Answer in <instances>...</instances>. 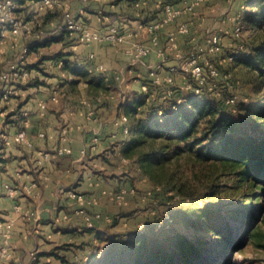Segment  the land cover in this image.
I'll return each mask as SVG.
<instances>
[{
  "label": "crops",
  "instance_id": "1",
  "mask_svg": "<svg viewBox=\"0 0 264 264\" xmlns=\"http://www.w3.org/2000/svg\"><path fill=\"white\" fill-rule=\"evenodd\" d=\"M68 1L74 13L93 28L119 24L129 34L128 41L121 45L85 44L75 32H68L63 40L40 46V54L49 56L42 63L44 71L53 75L35 69L34 78L15 91L8 113L0 114L8 135L0 134V264H66L43 252L70 244L59 249L60 254L70 258L77 251L76 246L93 241L111 219L119 216V206L104 191L129 187L125 176L115 174L119 167H115L112 153L120 159L125 157L120 143L125 135L115 121L125 114L126 98L132 90L144 91L143 80L161 57L152 52L137 61L126 51L133 39L150 43L152 35L143 23L161 7L163 0ZM218 1L201 2L194 15L184 14L157 31L161 46L168 43L171 33L176 34L177 41L162 74H167L171 65H179L209 33L220 34L226 48L234 46L233 31L239 25L244 1L221 0L227 4L226 9ZM174 4L183 6L181 0ZM162 13L163 8L157 17ZM60 22H64L62 18L55 17L44 29L53 33ZM183 26H188V32H181ZM37 37L38 34L32 35L30 39ZM5 47L7 51L13 45L10 42ZM90 52L96 54V63L104 64L103 72L83 70L74 74L58 64L60 58L75 61ZM177 78L179 82L185 80L181 73ZM33 80L40 83L33 84ZM52 93L58 94V101L50 99ZM41 99L47 101L44 112L39 105ZM89 110H94L96 119L88 115ZM23 123L33 142L31 147L22 146L14 139ZM94 136L99 139L96 147L91 148ZM64 145L71 151L57 154V149ZM84 149L86 153L82 152ZM44 152H50L51 157L41 162ZM7 185L13 188V195L9 194ZM134 202L132 197L124 205L123 209L128 210L122 213V219L141 227L153 215L137 211ZM96 213L101 217H95ZM87 215L91 216V222Z\"/></svg>",
  "mask_w": 264,
  "mask_h": 264
},
{
  "label": "rangeland",
  "instance_id": "2",
  "mask_svg": "<svg viewBox=\"0 0 264 264\" xmlns=\"http://www.w3.org/2000/svg\"><path fill=\"white\" fill-rule=\"evenodd\" d=\"M228 1L233 3L235 0ZM218 3L226 9V3L221 0ZM49 32L51 31L45 30V34ZM259 32L258 29L244 31L243 40L249 44L256 43ZM30 40V37L22 38L21 43ZM232 42L234 46L231 48H226L222 42L223 52L213 56L218 61L226 58L221 61L220 67L223 72L230 73L227 81L233 85L232 91L239 98L238 104L231 108V111H239L243 128L252 130L250 134L264 137V119L258 120L255 114V108L264 104V77L256 73L254 67L228 59L230 53L240 50V40L234 38ZM11 50L6 51L5 46H0V67L17 58L21 47L14 46ZM46 72L53 75L51 71ZM157 94L154 93L149 101L152 102L154 98L159 99L161 96ZM139 95L140 92L134 88L126 100H132ZM140 110L137 109L136 116ZM124 115L127 116L126 113ZM134 118L135 116L129 118L131 123L134 122ZM203 124L201 122L202 126ZM144 140L142 144L124 147L125 150L127 149V154L132 157H137L139 152H153V156L144 164L130 159L124 164L122 158L115 157V152L112 153L115 167H119L115 169L116 176H125L129 183L128 188L134 187L136 192L128 196L122 204L111 200L119 206V216H116L115 221L111 219V223L92 238L93 241L76 246L75 254L71 255L72 258L68 257L70 261L76 260L82 263L90 259L94 252L99 253L96 254V258L100 260L103 249L111 241L118 240L125 231L145 226L152 239H160L167 246L176 243L181 235L204 241L203 246L209 249L211 257L214 258L213 262L219 261V264H228L227 260L229 264H264V186L252 185L247 178L236 173L238 167L224 163L217 155L208 157L206 155L208 151L204 146L209 141L188 147L185 141L166 137L165 133L158 137L147 136ZM132 197L137 211L142 214L151 216L164 214L163 218L165 215H170L172 220L167 219L165 225L155 228L147 224H142L141 227L133 226L128 219H122L124 212L127 213L128 210L123 207ZM259 206L261 208L258 210ZM250 207L257 210V217L250 227L261 224L258 233L247 238L241 247L223 249L222 234L234 230L240 235L241 229L238 230V225L243 220L244 211ZM241 210H243L242 214L237 215L236 213ZM194 219L206 220V222L201 228L194 227L191 224ZM260 219H263L262 222Z\"/></svg>",
  "mask_w": 264,
  "mask_h": 264
},
{
  "label": "trees",
  "instance_id": "3",
  "mask_svg": "<svg viewBox=\"0 0 264 264\" xmlns=\"http://www.w3.org/2000/svg\"><path fill=\"white\" fill-rule=\"evenodd\" d=\"M174 2L176 0H163L161 7L147 17L145 22L157 19V13L162 10L165 4ZM26 10V18L31 19L34 12ZM55 17L62 18L64 21L62 10L53 9L43 13L38 18L41 24L35 25V33L33 34H39L40 36L27 42L36 56V59L30 64L31 68L46 74L48 73L44 71L42 63L49 56L40 54V46L48 45L53 41H61L69 32L64 22H60V26L56 31L45 34L46 24ZM239 25L241 26V35L238 39L240 40V50L234 53V61L254 67L256 73L264 77V0H246ZM255 29L260 31L256 43L249 44L245 42L243 40L244 31L250 32ZM60 57H62L61 54ZM84 58L75 61L64 58L63 68L74 74H79L86 68L78 65L77 61ZM39 83L37 80L33 82V84ZM143 83L148 84V90L141 91L138 97L125 103L124 110L128 116L130 132L125 135L120 143L124 149L123 154L130 161L134 160L136 163L144 164L147 159L150 160L153 156V152L146 151L139 152L137 157H132L127 154V149L124 148L144 143L147 136L158 137L165 133L166 137L185 141L188 147H195V145L209 141L204 146L208 151L206 154L208 157L217 155L224 163L238 167L236 173L243 178H247L252 185L264 186V137L250 134L252 130L243 128L239 111H231L232 107L224 104L213 93H207L204 97L199 98L191 92L182 90H177V97L185 96L187 101L178 104L177 108H173L176 99H163V86L154 85L149 75L143 80ZM154 93H158L157 95L161 97L159 99L154 98L150 102L149 98L153 97ZM137 109L141 110L136 116ZM160 110H162L161 114H159ZM255 114L258 120L264 119V104L255 108ZM134 116V122L131 123L129 118ZM201 122L204 123L203 126ZM260 208L261 206L258 210ZM242 212L243 210L236 214L241 215ZM244 214L242 216L243 220L238 225V230L241 229L240 235L236 234L237 232L234 230H228V232L222 234L223 249L235 246L241 247L247 238L258 233L261 224L250 227L257 217V210L250 207L244 211ZM163 216L164 214L161 216L154 215L148 220L147 225L152 228L157 227L158 222L164 220ZM113 220L115 221V218ZM262 220L260 219V222ZM205 222L206 220L194 219L191 224L194 227L201 228ZM145 228L144 226V228L123 232L118 240L111 241L103 249L104 252H102L100 260L96 258V254L99 253L94 252L90 259L88 258L82 263L76 262V260L70 261L66 255L59 253V249L68 247L70 244L52 247L43 254L54 255L66 264H219V261L213 262L214 258L211 257L209 249L204 247V241L198 238L181 235L176 243L167 246L160 239H152ZM227 263L229 264V260H227Z\"/></svg>",
  "mask_w": 264,
  "mask_h": 264
},
{
  "label": "built area",
  "instance_id": "4",
  "mask_svg": "<svg viewBox=\"0 0 264 264\" xmlns=\"http://www.w3.org/2000/svg\"><path fill=\"white\" fill-rule=\"evenodd\" d=\"M181 1L183 2V6H176L174 3L165 4L161 16L151 22L143 23V27L152 35L150 43L143 42L140 39H133L126 52L137 61L144 60L152 52H156L161 57V61L149 71V78L154 85L164 87L162 93L163 99H176L173 108H177L178 104L187 101L185 96L177 97V90L191 92L199 98L204 97L207 93H213L224 104L232 108L236 107L239 98L232 91L233 85L227 81L230 73L223 72L220 67L221 61L226 60V58L218 61L213 57L221 54L224 49L221 36L218 33H209L203 43H198L194 46L190 54L182 60L180 66L171 65L168 68L169 72L162 74V71L166 68L165 62L169 59V52L177 48V41L176 34L171 33L168 43L161 46L159 38L156 35L157 31L164 24L184 14L194 15L197 5L206 0ZM26 9L34 12L31 19L26 18ZM53 9L62 10L66 29L69 32H75L78 40L82 43L108 42L113 45H121L128 41L129 34L119 24L109 23L101 29L91 27L80 15L78 16L74 13L68 0H0V46L4 47L11 42L13 47H17V45L21 47L17 58L8 61L4 67H0V114L6 115L8 113L6 110L15 97V91L34 78L33 72L35 69L31 68L30 64L34 61L35 53L27 42L21 43L22 38L25 39L32 36L35 33V25L41 24L38 18L47 10ZM188 29V26H183L181 32H188ZM233 35L237 40L240 38V25L235 27ZM241 47L243 46L241 45ZM234 56V53H230L228 59L234 60ZM95 57L96 54L90 52L83 60L77 61V64L84 66L89 73L103 72L105 70L104 64L96 63ZM64 60V58L58 60V64L61 67L64 66ZM178 73H181L185 78L184 81H178ZM142 87L144 91L148 90L147 83H143ZM50 99L58 101L59 96L57 93H52ZM39 105L42 112L47 109L46 100L41 99ZM161 113L162 110L159 111V114ZM88 115L96 119L94 110H89ZM115 124L122 129L124 135L129 134L128 117L126 115L117 119ZM0 134L5 137L8 136L1 121ZM41 135L43 136L44 133H41ZM14 139L22 146L31 147L33 145L32 140L27 135L25 123L18 126ZM98 139V136L93 137L91 148L96 147ZM65 140H68L66 136ZM70 151V147L64 145L57 149V154H64ZM82 152L86 153V149L82 150ZM42 157L41 162L48 160L51 157V153L44 152ZM122 160L128 162L129 158L123 157ZM7 189L9 190V194L13 195V188L7 185ZM135 192L136 189L134 187H122L104 191L109 199L120 204L126 201L128 195ZM71 194L82 198V195H77L75 192H71ZM95 217H101V214L96 213ZM86 219L91 222L90 215H87ZM167 219L168 221L172 220L170 215H165L164 220L160 221L157 227L165 225Z\"/></svg>",
  "mask_w": 264,
  "mask_h": 264
}]
</instances>
